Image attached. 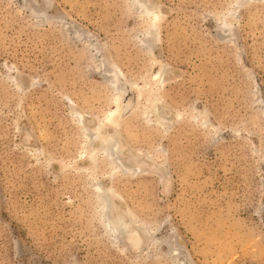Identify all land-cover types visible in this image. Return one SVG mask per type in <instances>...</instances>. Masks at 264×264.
Returning <instances> with one entry per match:
<instances>
[{"label": "rangeland", "instance_id": "374dc122", "mask_svg": "<svg viewBox=\"0 0 264 264\" xmlns=\"http://www.w3.org/2000/svg\"><path fill=\"white\" fill-rule=\"evenodd\" d=\"M0 264H264V0H0Z\"/></svg>", "mask_w": 264, "mask_h": 264}, {"label": "bare ground", "instance_id": "6f19581e", "mask_svg": "<svg viewBox=\"0 0 264 264\" xmlns=\"http://www.w3.org/2000/svg\"><path fill=\"white\" fill-rule=\"evenodd\" d=\"M146 7V6H145ZM145 12V11H143ZM103 203V210L108 214L110 210V205L108 201V196L103 198L102 200ZM108 227L113 230V231H122L125 228V224L121 221V219H117L116 217H112L108 219Z\"/></svg>", "mask_w": 264, "mask_h": 264}]
</instances>
